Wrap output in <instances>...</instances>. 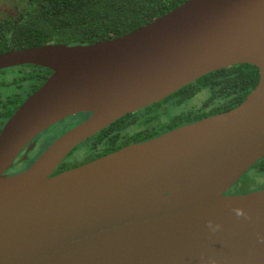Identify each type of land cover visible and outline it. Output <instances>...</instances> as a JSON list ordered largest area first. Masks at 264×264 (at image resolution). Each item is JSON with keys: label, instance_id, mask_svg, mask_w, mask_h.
I'll use <instances>...</instances> for the list:
<instances>
[{"label": "water", "instance_id": "1", "mask_svg": "<svg viewBox=\"0 0 264 264\" xmlns=\"http://www.w3.org/2000/svg\"><path fill=\"white\" fill-rule=\"evenodd\" d=\"M243 64L260 78L237 108L54 175L119 119ZM26 65L52 74L0 132V264H264V189L227 195L264 158V0H189L119 38L0 54V71ZM81 112L93 116L8 175Z\"/></svg>", "mask_w": 264, "mask_h": 264}, {"label": "trees", "instance_id": "2", "mask_svg": "<svg viewBox=\"0 0 264 264\" xmlns=\"http://www.w3.org/2000/svg\"><path fill=\"white\" fill-rule=\"evenodd\" d=\"M187 1L27 0L25 10L18 17L0 20V54L48 44L90 45L119 38L163 17ZM51 74V70L33 65L0 71V132L26 97L39 90ZM259 78V70L252 65L217 70L137 115L130 114L118 120L116 124L129 127L144 119L148 127L154 126L156 136L163 135L186 124L237 108L256 88ZM201 95L205 98L200 106L189 105ZM106 151V148H101L97 157ZM20 159L7 172L8 175L27 170L37 158L29 157L23 163ZM68 168L66 164H61L54 175ZM253 169L264 174V158ZM261 189L264 185L245 191Z\"/></svg>", "mask_w": 264, "mask_h": 264}, {"label": "flooded vegetation", "instance_id": "3", "mask_svg": "<svg viewBox=\"0 0 264 264\" xmlns=\"http://www.w3.org/2000/svg\"><path fill=\"white\" fill-rule=\"evenodd\" d=\"M34 93L28 95L26 97V100H27V98H29ZM199 97L200 96H197L192 102L189 103V105L190 106L191 105L200 106L202 104L203 99L198 100ZM196 101H199V103L197 104ZM151 106H153V105H151ZM141 110H143V109H141ZM141 110H139L138 112L133 113V114L137 115L139 112H141ZM92 116H93V113H91V112H81V113H76V114L70 115V116L62 119L58 123L54 124L50 128L43 131L37 137H35L32 141V143H34L33 145H31V144L26 145L22 149V151L19 155V158H22L24 156L39 158L60 137H62L63 135H65L69 131L75 129L76 127H79L80 125L84 124ZM127 116H125V117H127ZM125 117H123V118H125ZM123 118L119 119V121H121ZM204 119H206V118H204ZM163 121H165V120H163ZM199 121H201V120H199ZM199 121H196L193 123H197ZM117 122L118 121L114 122L113 124H111L110 126L105 128L103 131H101V132L97 133L96 135L90 137L85 142H83L82 144H80L79 146L74 148L70 152V154L61 163V164H66V166L69 167L66 171L80 167V166H83V165L88 164V163H91V162L98 160L102 157L114 154L118 151H121L124 148L131 146V145L151 141V140H154L160 136H163V135L171 132V131H169L163 135L156 136V134L154 133V131H155L154 126L148 127L147 120H144V119L139 120L137 123H134L133 125H130L129 127H123L124 124H122V123L117 125L116 124ZM193 123H190V124H193ZM190 124H186V125L181 126L179 128L188 126ZM179 128H176V129H179ZM176 129H174V130H176ZM174 130H172V131H174ZM102 132H103V134H102L103 136L100 137V134ZM105 135H107V136L104 137ZM101 138H103V139H101ZM103 147L106 148L107 151L104 152V154H102V156L97 157L98 155H100V150ZM17 173H19V172H17ZM238 186H239V183L237 182L233 186V188L228 191L227 195H243V194L251 193V192H246L245 189H243V188L236 189Z\"/></svg>", "mask_w": 264, "mask_h": 264}, {"label": "rangeland", "instance_id": "4", "mask_svg": "<svg viewBox=\"0 0 264 264\" xmlns=\"http://www.w3.org/2000/svg\"><path fill=\"white\" fill-rule=\"evenodd\" d=\"M27 0H0V20L4 18H16L24 10ZM204 95L200 96L198 100H202ZM198 104L199 101H196ZM239 186L236 189L256 188L264 185V174L257 173L255 169L251 168L239 181Z\"/></svg>", "mask_w": 264, "mask_h": 264}, {"label": "clouds", "instance_id": "5", "mask_svg": "<svg viewBox=\"0 0 264 264\" xmlns=\"http://www.w3.org/2000/svg\"><path fill=\"white\" fill-rule=\"evenodd\" d=\"M235 212H236V215L239 217V216H244L245 213H244V210L243 209H240V208H237L235 209ZM211 226V225H210ZM217 228L219 227V225L216 226Z\"/></svg>", "mask_w": 264, "mask_h": 264}]
</instances>
